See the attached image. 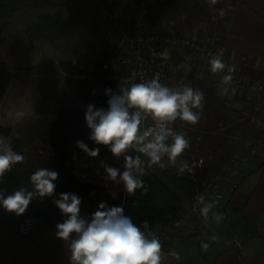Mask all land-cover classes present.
<instances>
[{
    "label": "clouds",
    "instance_id": "obj_1",
    "mask_svg": "<svg viewBox=\"0 0 264 264\" xmlns=\"http://www.w3.org/2000/svg\"><path fill=\"white\" fill-rule=\"evenodd\" d=\"M217 2L209 0L210 5ZM218 11L225 15L222 9ZM209 65L213 74L222 72L226 67L222 53L211 55ZM178 67L182 74L174 86L161 83L158 74L141 82L132 79L117 92L105 90L107 108L87 105L84 118L90 129L88 139L106 146L116 160H123V169L101 161L104 178L122 184L129 195L139 189L147 191L142 178L153 166L175 167L178 173L188 169L181 157L191 141L186 132L176 130L175 124H198L205 94L186 82L190 66ZM231 79L224 75L222 83L227 85ZM76 146L89 157L100 154L99 147L89 148L83 141H76ZM25 162L23 154L0 138V183L17 164ZM58 175L55 170L38 168L30 175L32 191L20 186L7 194V189L0 188V207L17 217L23 215L34 199L54 195ZM52 203L64 218L56 224L55 236L65 242L70 264H162L165 259L163 244L148 231V222L137 225L122 206L100 202L95 212L85 216L81 214L82 198L70 192L61 193ZM209 210L208 205L201 209L204 215Z\"/></svg>",
    "mask_w": 264,
    "mask_h": 264
},
{
    "label": "crops",
    "instance_id": "obj_2",
    "mask_svg": "<svg viewBox=\"0 0 264 264\" xmlns=\"http://www.w3.org/2000/svg\"><path fill=\"white\" fill-rule=\"evenodd\" d=\"M229 6L227 22L221 38L217 37V43L236 55L245 54L251 67L247 65L248 73H252L258 80H264V0H232ZM5 18L8 20L11 15ZM10 24L9 19L6 27L0 29V35H4L0 47L3 54L0 57L7 66L0 71L13 73L9 70L13 68L9 60L12 48L21 51L25 46L18 42L12 44L5 38L10 35ZM30 40L28 44H32ZM15 65L20 71L7 83L4 88L6 93L3 91L0 102V127L7 130L5 133L0 132V138L10 143L12 148L15 145L14 139H20L22 151L28 154V146L39 138H35L34 133L40 126L44 132L56 117L57 102L50 97L58 96L52 87V80L60 69L58 64L50 62V57L35 63L19 62ZM225 88L221 86L213 89L207 84L199 88L205 94L203 115L221 118L229 113L241 118L249 114L250 107L242 104V101L237 100V103L231 100L228 92L223 91ZM206 122L207 117L201 118L194 125L195 128L188 126L201 131ZM221 122L217 124L221 125ZM91 143L94 148L98 147L91 140L87 145ZM217 149L227 151L223 146ZM37 154V157L51 156L49 152L40 149ZM230 157L227 154L219 161L216 157L194 168L205 169L208 178L219 172ZM90 179L87 181L93 183ZM108 189L114 196L118 194ZM222 214L224 217H220ZM55 232V227L41 220L36 222L28 235H21L16 226L0 224V264H70L65 242L58 239ZM233 236L241 240L240 248L227 245L226 241ZM171 247L181 255V259L175 262L170 258L166 264H264V163L241 178L231 197L225 199L221 207L212 213L210 227L200 238L189 233L174 239Z\"/></svg>",
    "mask_w": 264,
    "mask_h": 264
},
{
    "label": "built area",
    "instance_id": "obj_3",
    "mask_svg": "<svg viewBox=\"0 0 264 264\" xmlns=\"http://www.w3.org/2000/svg\"><path fill=\"white\" fill-rule=\"evenodd\" d=\"M166 1L95 0L100 17L106 24L99 51L107 77L127 86L132 79L141 82L158 74L161 83L174 86L182 74L178 66H190L186 82L193 87L201 88L207 84L217 89L225 86L231 100L242 101L250 107L247 115L251 118L253 133L244 139L241 148L231 155L218 173L202 182L201 188L174 218L162 227L148 230L163 244L166 255L162 264L170 258L179 261L181 255L171 247L172 241L189 233L200 238L210 227L212 213L238 188L241 178L264 163V80L248 79L242 73L245 57L236 58L233 52L219 45L216 36H210L204 27L203 33L185 28L174 32L166 29L162 22L154 24L151 15ZM217 53H222L226 67L222 72L213 74L209 59ZM224 75L232 77L227 85L222 83ZM175 128L181 131L176 124ZM117 164L123 169L122 159L117 160ZM63 166L84 180L100 172L98 167L92 171L90 157L77 149L70 150L64 157ZM187 172L193 173L192 165H188ZM205 205L210 208L207 215L201 211ZM38 220L33 216H23L16 226L17 231L21 235L30 234ZM226 243L237 248L242 245L236 236Z\"/></svg>",
    "mask_w": 264,
    "mask_h": 264
},
{
    "label": "rangeland",
    "instance_id": "obj_4",
    "mask_svg": "<svg viewBox=\"0 0 264 264\" xmlns=\"http://www.w3.org/2000/svg\"><path fill=\"white\" fill-rule=\"evenodd\" d=\"M231 1L218 0L215 5H210L209 0H167L154 10L151 21L157 25L162 22L166 29L174 32L185 28L196 29L197 32L199 30L200 33H203L202 27H204L210 36H216L217 39V37L221 38L225 28ZM26 2H31L32 4H29L31 7L24 6L22 10L14 12L8 20L2 18L0 14V25L9 19L12 23L9 28L10 35L5 38L12 44L18 42L25 46V49L21 51L12 48L13 53L9 60L13 64V68L11 67L9 70H12L13 73L20 71L15 65L19 62L35 63V61H43L44 58L47 60L50 57V62L57 65L59 60H69L81 67L85 75L92 80L91 90L99 92L101 78L103 75H107L103 67V57L99 51L102 45L100 35L105 32L106 24L100 18L99 7L95 0H22L19 5ZM221 9L225 12L224 16L219 15L218 10ZM39 22L44 28L37 26ZM4 26H1L0 29ZM23 33L28 35L24 36ZM29 38L32 40V44H28ZM3 39L4 35H0V47H2ZM2 54L0 51V56ZM241 56L245 57L242 73L250 80L259 79L252 73H248V66L251 67L247 56L243 53L235 54L236 58ZM1 58L0 69L4 70L7 66L5 63L3 64ZM63 77L64 74L58 70L52 80V87L56 89L59 96L66 89ZM206 117L207 122L204 124V130L201 129V131L194 129L195 126H191L194 127L192 129L181 121L176 122V126L186 132L191 141V147L184 152L181 159L188 165H192L193 169L216 157L219 161L227 154L232 155L241 148L244 139L253 133V124L249 115L240 118L238 115L235 117L227 113L221 118H217L207 114L202 118L206 119ZM219 121H222L221 125L217 124ZM42 134L43 130L40 126L34 133L35 138H39L35 139L34 144L27 148L29 157L38 155V145ZM219 146H223L227 151L217 149ZM88 147L94 148V145L91 143ZM107 152V154H99L95 158L90 157L92 171H95L96 167H100L99 175L92 174L89 177L90 181L107 186L114 194L124 192L122 184H116L104 178L106 173L101 166V161L119 167L117 160L109 151ZM187 202L183 201L182 209ZM220 217H224V215L222 214Z\"/></svg>",
    "mask_w": 264,
    "mask_h": 264
},
{
    "label": "trees",
    "instance_id": "obj_5",
    "mask_svg": "<svg viewBox=\"0 0 264 264\" xmlns=\"http://www.w3.org/2000/svg\"><path fill=\"white\" fill-rule=\"evenodd\" d=\"M20 1L22 0H0L1 17L10 16L22 10L24 6L31 7L29 5L32 4L31 2L19 5ZM7 24L8 21H5L0 27ZM37 26L44 28L40 22ZM58 67L64 74L66 89L60 96L50 97L57 102L56 117L40 136L38 145L40 150L49 152L51 156L50 158L29 157L22 151L20 140L14 139L13 149L23 154L26 162L17 164L0 183V188L7 189V194L18 190L20 186H25L32 191L29 184L30 175L36 169L45 167L59 174L58 179L54 181L55 193L43 200L34 199L26 212L18 217L0 207V224L14 227L23 216L29 215L55 227L58 222H63L64 218L52 201L59 198L61 193L69 192L82 198L81 214L85 216H90L95 212L100 202H107L109 206H122L125 214L130 216L137 225H142L144 221H147L148 230L167 224L181 211L183 201H190L196 191L201 188L202 182L207 179L205 169L194 168L193 173L189 174L187 170L178 173L175 167L160 169L153 166L142 178L147 191L139 189L134 195H129L124 191L114 196L107 187L77 177L63 166V160L69 150H80L76 146V141H83L86 144L89 141L90 129L84 118L87 105L107 108L108 96L105 95V90L111 89L117 92L123 85L103 75L99 92H93L91 90L92 80L85 75L81 67L69 60H59ZM16 75L10 71H0V102L4 88ZM6 131V128L0 127V132L5 133ZM98 147L100 154L108 153L106 146L98 145Z\"/></svg>",
    "mask_w": 264,
    "mask_h": 264
}]
</instances>
